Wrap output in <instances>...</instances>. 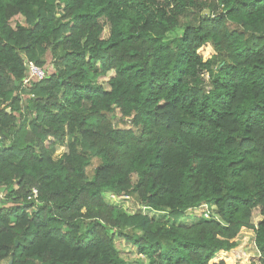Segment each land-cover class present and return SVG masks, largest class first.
Segmentation results:
<instances>
[{"label":"trees","instance_id":"trees-1","mask_svg":"<svg viewBox=\"0 0 264 264\" xmlns=\"http://www.w3.org/2000/svg\"><path fill=\"white\" fill-rule=\"evenodd\" d=\"M0 192V264H264V0H0Z\"/></svg>","mask_w":264,"mask_h":264},{"label":"rangeland","instance_id":"rangeland-1","mask_svg":"<svg viewBox=\"0 0 264 264\" xmlns=\"http://www.w3.org/2000/svg\"><path fill=\"white\" fill-rule=\"evenodd\" d=\"M186 21H189V19H187ZM16 22H21L23 23V19L21 18H16L13 20L12 25H14ZM183 30L178 28L176 29L173 33L168 34L167 38L168 39H174L177 38L179 36H181ZM103 38H107L108 33L107 30L104 31L103 33ZM204 76V80H206L209 75L205 74ZM108 78H100L97 79L96 82L98 84H102L103 87H106V81ZM128 120H123V121H117V125L120 128L123 129H128L130 127ZM97 165V161H94L92 167L89 170V173L91 174L93 172L94 167ZM106 197L110 200V201H115L116 203H118L117 200H114L112 197H110V194H106ZM121 201V200H119ZM121 212H123L126 215H134L137 213L138 210V206H136L131 200H122L121 202ZM261 217L259 216L257 211L253 212V216L251 219L252 224H254L255 226L259 223ZM253 238H254V234L249 231V230H243V232L240 234V237L238 238L240 243H244L245 242V248L244 251H246V255L243 253L244 256L250 258H256L253 257L256 254L255 249L253 248ZM115 246L116 249L118 250L121 258H123V260H125L128 264H146L147 260L145 257H142L141 255L138 254L137 250L132 247L131 245H129L128 243H126L125 241H122L121 239H116L115 240ZM247 248V250H246Z\"/></svg>","mask_w":264,"mask_h":264},{"label":"built area","instance_id":"built-area-1","mask_svg":"<svg viewBox=\"0 0 264 264\" xmlns=\"http://www.w3.org/2000/svg\"><path fill=\"white\" fill-rule=\"evenodd\" d=\"M25 64H26L28 77L23 81L24 85H26L31 79L42 80L47 75L46 70L37 66L34 62L26 61ZM1 196H2V194L0 192V197ZM37 198H38L37 190H35V189L31 190V194L29 195L28 199L29 200H35L37 202L38 201ZM243 253L246 255V251H243ZM255 257L258 258L259 254L258 255L255 254Z\"/></svg>","mask_w":264,"mask_h":264},{"label":"crops","instance_id":"crops-1","mask_svg":"<svg viewBox=\"0 0 264 264\" xmlns=\"http://www.w3.org/2000/svg\"><path fill=\"white\" fill-rule=\"evenodd\" d=\"M240 237V236H239ZM239 240V239H238ZM239 242V241H238ZM240 243V242H239Z\"/></svg>","mask_w":264,"mask_h":264},{"label":"water","instance_id":"water-1","mask_svg":"<svg viewBox=\"0 0 264 264\" xmlns=\"http://www.w3.org/2000/svg\"><path fill=\"white\" fill-rule=\"evenodd\" d=\"M10 263H11V261H10Z\"/></svg>","mask_w":264,"mask_h":264}]
</instances>
